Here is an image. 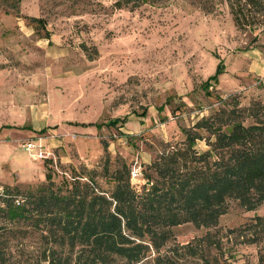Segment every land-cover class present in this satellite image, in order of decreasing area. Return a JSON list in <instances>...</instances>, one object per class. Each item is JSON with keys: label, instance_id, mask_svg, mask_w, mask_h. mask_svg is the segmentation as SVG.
Listing matches in <instances>:
<instances>
[{"label": "rangeland", "instance_id": "1", "mask_svg": "<svg viewBox=\"0 0 264 264\" xmlns=\"http://www.w3.org/2000/svg\"><path fill=\"white\" fill-rule=\"evenodd\" d=\"M114 1L0 0V189L43 181V161L22 147L36 137L57 175L98 171L105 144L111 164L122 159L138 172L129 177L138 188L159 142L180 141L215 97L264 102V29H237L226 0ZM254 215L264 217V201L251 211L229 201L214 228L181 223L171 241L216 231L219 248L205 249L212 264H257L264 244L246 242ZM24 245L22 258L39 248L34 235Z\"/></svg>", "mask_w": 264, "mask_h": 264}, {"label": "trees", "instance_id": "2", "mask_svg": "<svg viewBox=\"0 0 264 264\" xmlns=\"http://www.w3.org/2000/svg\"><path fill=\"white\" fill-rule=\"evenodd\" d=\"M156 1L122 0L129 8ZM226 4L237 29H264V0ZM214 103L207 115L180 129V141L159 142L142 165V178L149 183L138 188L129 181V165L118 158L111 164L102 143L98 171L70 166L57 175L46 158L43 181L35 187L2 185L0 264H212L205 249L219 248L216 231L178 244L171 241L170 228L186 222L214 228L229 201L244 211L264 201V102L250 99L240 105L236 95H227ZM196 141L205 148L197 150ZM252 219L246 242L264 244V229L257 228L264 217ZM33 235L39 248L22 258L24 240ZM257 264H264L259 247Z\"/></svg>", "mask_w": 264, "mask_h": 264}, {"label": "built area", "instance_id": "3", "mask_svg": "<svg viewBox=\"0 0 264 264\" xmlns=\"http://www.w3.org/2000/svg\"><path fill=\"white\" fill-rule=\"evenodd\" d=\"M23 149L29 156L36 158L38 160H43L46 158H51V151L45 148L42 138L36 137L33 139L26 140L22 144ZM138 172L134 169H129L130 179L134 178Z\"/></svg>", "mask_w": 264, "mask_h": 264}, {"label": "water", "instance_id": "4", "mask_svg": "<svg viewBox=\"0 0 264 264\" xmlns=\"http://www.w3.org/2000/svg\"><path fill=\"white\" fill-rule=\"evenodd\" d=\"M146 184H148L149 182L148 181H145Z\"/></svg>", "mask_w": 264, "mask_h": 264}, {"label": "crops", "instance_id": "5", "mask_svg": "<svg viewBox=\"0 0 264 264\" xmlns=\"http://www.w3.org/2000/svg\"><path fill=\"white\" fill-rule=\"evenodd\" d=\"M45 148H46V146H45ZM47 149V148H46Z\"/></svg>", "mask_w": 264, "mask_h": 264}]
</instances>
